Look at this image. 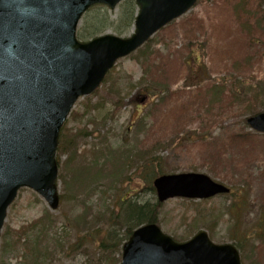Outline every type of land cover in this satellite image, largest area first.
Returning a JSON list of instances; mask_svg holds the SVG:
<instances>
[{
  "label": "rangeland",
  "instance_id": "1",
  "mask_svg": "<svg viewBox=\"0 0 264 264\" xmlns=\"http://www.w3.org/2000/svg\"><path fill=\"white\" fill-rule=\"evenodd\" d=\"M206 4L207 0H199V5L180 19L188 16H198L207 22ZM120 9L121 4L115 9H108V13L112 18H116ZM95 11H98V9H92V11L86 13L82 21ZM229 18V11H223L221 15L211 20V25L206 26V34L199 33L203 30L196 32V34H199L197 38L193 39L194 46L192 47V57L190 59L186 58L188 51L184 50L183 53L180 48L187 41L184 34L192 24L180 28L173 41H170L167 35V32L170 33L171 27L159 32L155 36L156 43L153 44L152 49V51H156L152 52L148 59L137 60L134 56L122 58L117 62L116 69L110 75L111 77L107 83V85L111 84L113 86L116 84L124 94H127L131 90V84H136L143 76H146L148 80L158 82L159 87L171 84V90H179V95H181L179 98H170L158 103V98L163 95L162 92L167 90L155 91L156 94L152 96V92L149 90L140 91L137 88L132 93L127 94L126 104L119 107L118 110L107 103L100 111H94L92 114H94V121H97L100 117L105 116L108 111H112L111 116H108L106 128L102 131V137L106 143L114 147L123 145L124 150H127L134 146L135 150H145L157 139H162V142L168 141V143L158 146L159 155L164 156L163 158L166 161L164 170L167 174L192 171L204 173L219 182L227 184L234 193L238 192L239 184L243 182L241 178L245 177L247 180L245 188L242 189L241 193H238V196L245 200L242 206V231L250 233L252 240L255 239L258 247L255 251H251L250 257L249 245H246L244 250L240 251L244 264H264V137L258 138L251 146H243L241 143L229 141L227 153L226 151L222 152L226 155L220 156V158H223V162H212L215 160L212 157V149H216L217 145L220 146L218 144L221 141L220 138L224 140L226 134L246 128L245 123L241 120L248 117V112L245 113L243 106L236 103L234 107L236 114L234 112L232 114L229 109L219 106L218 101L212 100L210 94L205 97L202 95L197 97L196 95L200 94L201 87H207L220 81L219 79L225 74V68H227V59L234 57L229 55L239 51L238 43L228 40L227 37L230 35L225 34L229 30L227 24ZM82 21L80 22L81 25ZM213 21L218 24L216 32L213 29ZM230 29L231 33L237 32L236 26H231ZM106 32L128 37L132 30L123 34L111 29ZM163 60H170V62L158 68L157 64ZM185 61L192 64L191 69L182 72L177 78ZM143 62L146 64V69L142 65ZM167 66H169L166 69L168 74L165 75L162 69ZM170 69L172 70L170 71ZM158 71L163 74L160 79L155 76ZM112 77H114V81ZM218 99L224 103L226 98L223 95ZM83 100L84 98H80L73 108L79 114L85 111L82 104ZM220 111H222L225 120L223 124L214 123V114ZM89 118H91L90 114L83 118L81 116L71 118L70 116L68 120L69 126L73 127L72 132L74 133L79 127H84ZM140 119L144 120L140 122ZM89 128L94 129L92 125ZM246 130L252 131L250 127ZM207 133L211 138L219 137L218 143L203 147L198 145L197 148L191 147L200 139H198L199 136ZM95 136L100 135L95 133ZM96 137L88 139V146L99 143L100 139ZM82 144L81 147H88ZM163 147L164 150H162ZM233 152L236 155L238 164L232 167L230 166V154ZM79 159L81 160L80 164H78V158L70 162L71 158L67 155H62L60 159L59 192L61 202L57 210L52 211L49 208L57 223L51 230L49 240L45 243L46 251L42 257L46 264H81L87 256L81 250L74 252L69 248L70 242L76 240L78 234L69 223H76V219L85 211L91 214L103 207L105 203L110 205L109 203L116 199V194V200H121L123 193H126L127 186L123 185L124 183L117 190L108 189L105 195L97 191L89 201L92 206V209H89L85 203L87 198L86 183H88L89 174L87 171L84 172V165H82V163L87 164V159ZM242 160H246L245 169L241 167ZM116 165L106 164L102 167L103 174L115 170ZM144 177H148L147 173H144ZM144 177L137 179L139 185L132 184L130 186L134 190L137 186L141 187L146 181ZM92 179L94 178H90V180ZM242 184L244 185V183ZM234 193L231 196L215 197L213 204L215 207L221 208L235 201L237 203L238 196L235 198ZM138 197L143 202L152 198V201L157 200L156 195H153L149 190L140 192ZM104 200L106 201L104 202ZM116 206L119 209L117 204ZM48 207V203L34 190L24 188L19 192L15 203L8 209L7 218L1 232L0 264H22V250L14 244L10 246L6 244L10 240V230L38 219L45 210H48ZM186 207L188 208L181 199L168 200L163 202L161 206V216L166 217V220L161 223V228L174 239L188 238L187 232L189 230L185 225H189V220L194 222L193 218H199L202 211L206 212L203 208L194 210ZM207 208L212 209L213 207L208 204L205 209ZM226 218L225 216V219L220 221L221 224L214 231V234H210L211 238L218 244L232 242L236 245V240H233L235 238L228 235ZM199 225L201 228L204 227L202 223ZM258 233H260V236ZM89 253L92 252L89 251Z\"/></svg>",
  "mask_w": 264,
  "mask_h": 264
},
{
  "label": "water",
  "instance_id": "2",
  "mask_svg": "<svg viewBox=\"0 0 264 264\" xmlns=\"http://www.w3.org/2000/svg\"><path fill=\"white\" fill-rule=\"evenodd\" d=\"M121 0H0V235L21 187L36 190L57 209L56 153L61 128L81 96L92 94L115 62L185 14L197 0H136V31L77 38L83 14L96 3ZM247 123L264 132V112ZM159 201L210 198L230 188L203 173L154 180ZM121 264H242L233 244H215L206 231L178 243L156 224L136 229L123 245Z\"/></svg>",
  "mask_w": 264,
  "mask_h": 264
},
{
  "label": "trees",
  "instance_id": "3",
  "mask_svg": "<svg viewBox=\"0 0 264 264\" xmlns=\"http://www.w3.org/2000/svg\"><path fill=\"white\" fill-rule=\"evenodd\" d=\"M198 5L199 0L195 8ZM94 8L98 9V11L91 13L88 18L83 20L82 25L79 27L78 36L83 40L98 36L108 29H112L119 34L128 33L132 29L138 13V6L135 0H124L116 18H112L108 13V9L103 5ZM205 10L208 16L207 22L198 16H188L189 18L185 17L173 20L160 30V32H163L171 27L170 33L168 34L167 32V35L170 41H173L178 35L180 28H183L187 24H192L185 31L184 36L187 41L180 48L183 53L184 50L188 51L186 58L190 59L192 57V47L194 46L193 39L197 38L199 33L206 34L205 28L207 25H211V20L221 15L223 11H229L230 18L227 19L229 30L225 34L230 35L227 37L228 40L238 43L239 51L229 55L234 57L227 59V68H225V74L219 79L220 81L207 87H201L200 94H196L197 97L199 95L205 97L207 94H210L212 100L218 101L219 106L229 109L232 114L236 103L239 106H243L244 112H248V116L264 111V0H207ZM181 20L182 22H180ZM212 25L216 32L218 24L213 21ZM231 26H236L237 32L231 33ZM198 30L203 31L196 34ZM155 43V37L149 39L143 47L130 54V56H134L137 60L148 59L151 53L156 51H152L153 44ZM169 62L170 60H163L157 64V67L161 68L162 65ZM142 65L146 69L144 62ZM185 65L187 66L185 67ZM191 65L189 61H185L177 78L182 72L190 70ZM168 67L162 69L163 74H168V71H166ZM115 69L116 67L111 69L101 86L92 95L84 98L82 102L85 107L84 112L80 114L76 110L71 112V118L73 116L75 118L76 116L83 118L86 115H91V118L88 119L84 127H79L73 133V127L69 126L68 120L62 128L59 138V163L62 155L70 157V162L78 158V164L81 163L79 158L87 159V164L82 163V165H84V172L87 171L89 174L88 183H86L87 198L85 201L89 209H92L89 201L95 192L99 191L102 195H105L108 189L117 190L123 183V185L127 186L125 189L126 193H123L121 200H116V194V199L113 202H110L111 200L109 201L110 203L108 202L110 205H106L107 203H105L103 207H100L91 214L85 211L77 219L74 218L76 219V223H69L72 229L78 233L77 239L70 242L69 248L74 252L81 250L87 256L81 264H119L122 246L137 227L145 223H158L161 225L162 221L166 220L165 216H161V206L163 203L157 200L152 201L153 198L143 202L138 196L140 192L147 190L156 195L152 180L157 175L166 172L164 170L166 161L163 158L164 156L159 155L158 146L166 144L168 141L162 142V139H157L148 149L146 147L145 150H135L134 146L127 150H124L123 145L114 147L106 143L102 137V131L106 128L108 116H111L112 111H108L105 116L100 117L97 121H94V114L92 113L100 111L107 103H110L115 110H118L119 107H123L126 104L125 98L127 94L132 93L137 88L140 91L149 90L152 92V94L150 93L152 96L156 94L155 91L167 90L162 92L163 95L158 98V103L170 98H179L181 95H179V90L173 91L170 89L171 84L159 87L157 85L158 82L148 80L146 76H143L136 84H131V90L127 94H124L116 84L114 86L111 84L107 85L111 77L110 75ZM162 72H157L155 75L157 79L161 78ZM112 79L114 81V77ZM165 93L168 94L165 95ZM223 95L226 98L224 103L218 99ZM150 111L152 112V110ZM234 114L236 113L234 112ZM246 118L244 117L241 121L248 128ZM142 120L144 119H140V122ZM213 120L214 123L223 124L225 119L222 111L214 114ZM90 125L94 129H90ZM246 128L226 134L224 140L220 138L221 141L219 143V137L211 138L208 132L205 135L199 136L198 139H200L191 147L197 148L198 145L199 147H203L212 143H218L220 146L217 145L216 149H212V157L215 158L212 162H223V158H220V156L226 155L229 141L241 143L243 146H251L258 138L264 137L263 134L248 131ZM95 133H98L100 136L96 137ZM92 137L99 138L100 141L88 146V139ZM82 141L84 142L83 144L81 143ZM81 144L88 147H81ZM164 147L162 150H164ZM224 151H226L225 154L222 153ZM230 156V166L233 167L238 162L234 152ZM245 161L242 160L241 162L243 169H245ZM110 163L111 166L117 164L116 169L103 174L102 167L106 166V164L110 165ZM144 173H147L148 177H144ZM92 177L94 179L90 180ZM142 177L146 181L141 187L137 186L134 190L130 185H139L137 179H142ZM241 180L243 182L239 184L240 190L238 189V192L234 193L235 198L238 196V193H241L247 183L245 177H242ZM213 200V198L201 201L183 200L188 206V208L186 207L187 209L192 208L195 210L203 208L206 210V212L202 211L200 213L199 218H193L194 222L189 220V225H185L189 230L187 232L188 236L201 229L200 223L204 225L203 228L213 235L214 231L221 224L220 221L225 219L226 216L228 235L235 238L233 240H236V245L241 251L244 250L246 245H249L250 257L251 251H255L258 245L255 239L252 240L250 233L242 231V206L245 200L241 196H238L237 203L235 201L221 208L215 207ZM116 204L119 206V209ZM208 204L213 208L205 209ZM79 222L81 224H78ZM56 223L57 221L52 212L49 209L45 210L42 216L33 222L10 230V240L6 244L8 246L14 244L22 250V264H46L42 255L46 251L45 243L49 240L51 230ZM258 235L260 236V233ZM181 238L183 239V237ZM89 251L92 253L90 254Z\"/></svg>",
  "mask_w": 264,
  "mask_h": 264
}]
</instances>
